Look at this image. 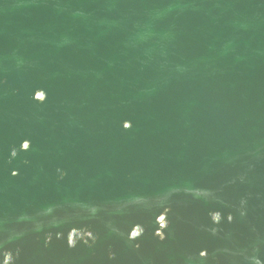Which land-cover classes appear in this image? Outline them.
<instances>
[{
  "label": "water",
  "instance_id": "obj_1",
  "mask_svg": "<svg viewBox=\"0 0 264 264\" xmlns=\"http://www.w3.org/2000/svg\"><path fill=\"white\" fill-rule=\"evenodd\" d=\"M0 264H264V0H0Z\"/></svg>",
  "mask_w": 264,
  "mask_h": 264
}]
</instances>
